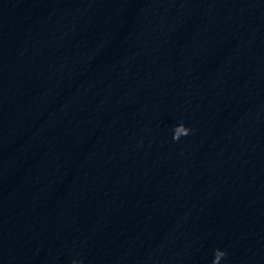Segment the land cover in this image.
I'll return each instance as SVG.
<instances>
[{"label": "clouds", "instance_id": "clouds-1", "mask_svg": "<svg viewBox=\"0 0 264 264\" xmlns=\"http://www.w3.org/2000/svg\"><path fill=\"white\" fill-rule=\"evenodd\" d=\"M191 132V129L186 127L182 122L176 125L173 129V140L179 141L181 137L188 136ZM227 253L223 250L216 249L214 252V258L212 264H220L222 258H224ZM73 264H81L79 261H73Z\"/></svg>", "mask_w": 264, "mask_h": 264}]
</instances>
